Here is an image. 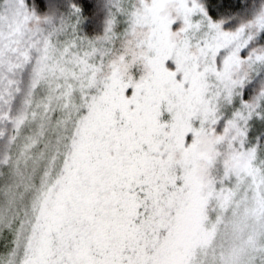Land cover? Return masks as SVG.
<instances>
[{
    "label": "snow or ice",
    "instance_id": "obj_1",
    "mask_svg": "<svg viewBox=\"0 0 264 264\" xmlns=\"http://www.w3.org/2000/svg\"><path fill=\"white\" fill-rule=\"evenodd\" d=\"M0 0V264H264V0Z\"/></svg>",
    "mask_w": 264,
    "mask_h": 264
},
{
    "label": "trees",
    "instance_id": "obj_2",
    "mask_svg": "<svg viewBox=\"0 0 264 264\" xmlns=\"http://www.w3.org/2000/svg\"><path fill=\"white\" fill-rule=\"evenodd\" d=\"M104 2L106 3L104 4ZM107 2V0H83L85 6L84 15L87 17L80 26L83 34L94 36L103 33L104 21L109 11Z\"/></svg>",
    "mask_w": 264,
    "mask_h": 264
},
{
    "label": "rangeland",
    "instance_id": "obj_3",
    "mask_svg": "<svg viewBox=\"0 0 264 264\" xmlns=\"http://www.w3.org/2000/svg\"><path fill=\"white\" fill-rule=\"evenodd\" d=\"M106 1V0H105ZM108 1V0H107ZM106 2H104V4H105ZM108 3V2H107Z\"/></svg>",
    "mask_w": 264,
    "mask_h": 264
}]
</instances>
